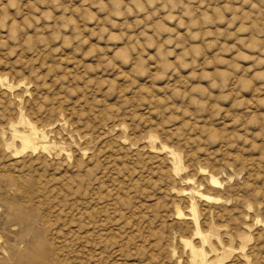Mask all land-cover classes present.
Listing matches in <instances>:
<instances>
[{"label": "rangeland", "instance_id": "1", "mask_svg": "<svg viewBox=\"0 0 264 264\" xmlns=\"http://www.w3.org/2000/svg\"><path fill=\"white\" fill-rule=\"evenodd\" d=\"M0 236V264H264V0H0Z\"/></svg>", "mask_w": 264, "mask_h": 264}, {"label": "bare ground", "instance_id": "2", "mask_svg": "<svg viewBox=\"0 0 264 264\" xmlns=\"http://www.w3.org/2000/svg\"><path fill=\"white\" fill-rule=\"evenodd\" d=\"M11 87V85H10ZM24 123H26V125L28 126V131L26 132H23L20 137H21V141H22V148L23 150L25 149H32V150H37L39 148H46V144H40L39 143V139L41 138H46V134L44 132H41L38 127L31 121H24ZM161 146V145H160ZM158 149V148H157ZM171 148H169L167 145L163 144L160 148H159V151L161 152H168L170 156L174 157L177 159L180 160L181 162V154L179 152H176L174 150H170ZM203 168V167H202ZM180 169V166L177 165L175 166V171ZM202 171H206V169H202ZM205 174V173H204ZM218 177V176H217ZM216 176L214 175H210V181H209V184L213 187V188H216V189H220L221 185H222V182L217 178ZM207 190V189H206ZM184 192H186V190H183ZM197 194L202 197L204 200H207V201H221V198L220 197H216L215 195H210V194H207L205 192H202L200 190H196ZM214 192V191H213ZM211 193V192H210ZM219 196V195H218ZM191 203V202H190ZM211 203V202H210ZM189 205V204H188ZM189 207V211L191 213L189 214H186L182 208L177 205V217L178 218H189V219H193L194 221V224H195V232L197 235L201 236L204 241H209L211 235L213 234L212 232H206V231H203L200 229V222H199V213H198V209H197V206L195 204V202L193 201L191 203L190 206H187ZM188 211V210H187ZM188 213V212H187ZM180 219V220H181ZM187 220V219H185ZM190 223H191V220H190ZM202 224V223H201ZM191 236V234H190ZM186 237V236H185ZM183 238V241H184V244L185 246H189L194 255L197 257H203V249L202 248H197L195 246L192 245L191 241L182 237ZM0 239H1V236H0ZM199 240V239H198ZM201 242V241H200ZM196 244V243H195ZM197 245V244H196ZM198 246V245H197ZM200 247V246H199ZM190 253V252H189Z\"/></svg>", "mask_w": 264, "mask_h": 264}]
</instances>
